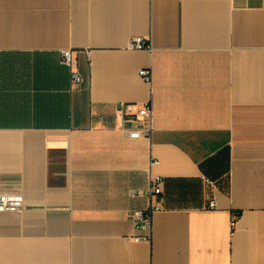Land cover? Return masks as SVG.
Segmentation results:
<instances>
[{
	"label": "crops",
	"instance_id": "crops-1",
	"mask_svg": "<svg viewBox=\"0 0 264 264\" xmlns=\"http://www.w3.org/2000/svg\"><path fill=\"white\" fill-rule=\"evenodd\" d=\"M0 193V264H264V0H0Z\"/></svg>",
	"mask_w": 264,
	"mask_h": 264
},
{
	"label": "built area",
	"instance_id": "built-area-1",
	"mask_svg": "<svg viewBox=\"0 0 264 264\" xmlns=\"http://www.w3.org/2000/svg\"><path fill=\"white\" fill-rule=\"evenodd\" d=\"M131 47L133 49H150L151 44L149 39L144 37H135L132 39ZM62 63L73 68L74 66V52L71 49H65L62 51ZM140 76L148 83H152L153 74L151 69H142L139 72ZM71 80L75 87L80 86L83 79L78 70L72 69ZM122 120L124 123H129V126L125 127V131L130 138L150 139L154 132V109L152 102H148L140 107H136L133 104H122L120 106ZM158 161H155L157 164ZM163 177L156 175L151 179V184L146 195L150 198L160 197L163 193ZM24 205V198L21 194L14 193H0V212L1 211H20ZM210 207H216L215 201L210 202ZM163 210V207L159 204L153 203L150 207L143 212H135L134 217L140 223L142 228L147 229L151 225L152 215L154 212ZM234 225V223H232ZM140 239H147V237H141Z\"/></svg>",
	"mask_w": 264,
	"mask_h": 264
},
{
	"label": "trees",
	"instance_id": "trees-1",
	"mask_svg": "<svg viewBox=\"0 0 264 264\" xmlns=\"http://www.w3.org/2000/svg\"><path fill=\"white\" fill-rule=\"evenodd\" d=\"M241 212H239V214H240Z\"/></svg>",
	"mask_w": 264,
	"mask_h": 264
}]
</instances>
